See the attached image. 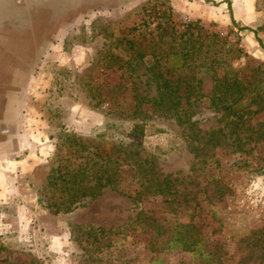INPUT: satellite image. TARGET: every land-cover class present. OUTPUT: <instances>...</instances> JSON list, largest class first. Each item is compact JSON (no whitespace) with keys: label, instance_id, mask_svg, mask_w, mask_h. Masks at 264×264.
<instances>
[{"label":"rangeland","instance_id":"rangeland-1","mask_svg":"<svg viewBox=\"0 0 264 264\" xmlns=\"http://www.w3.org/2000/svg\"><path fill=\"white\" fill-rule=\"evenodd\" d=\"M117 1L34 4L64 11L23 60L33 145L3 165L0 264H264V0ZM222 76L241 84L213 103ZM175 100L182 121L154 109Z\"/></svg>","mask_w":264,"mask_h":264},{"label":"crops","instance_id":"crops-1","mask_svg":"<svg viewBox=\"0 0 264 264\" xmlns=\"http://www.w3.org/2000/svg\"><path fill=\"white\" fill-rule=\"evenodd\" d=\"M111 7L117 0H106ZM128 0H122V6L128 5ZM173 9L193 10L194 7H205L203 0H167ZM41 0H0V188H5L3 167L7 155H20L33 145L34 134L30 136L28 123L30 118L23 111L28 105L26 93L33 90L31 82L33 66L23 60L36 58L39 51L37 43H53V24L55 11H64L48 5H34ZM204 3V4H203ZM224 6V3L221 5ZM54 9V10H53ZM40 13L37 14V11ZM29 12L27 17L25 14ZM62 13V12H61ZM60 13V14H61ZM6 19V20H5ZM6 26L9 36L5 34ZM7 31V30H6ZM45 32V33H44ZM33 44H36L35 47ZM49 44V45H50ZM49 45H47L49 47ZM34 49V50H33ZM53 49V48H52ZM33 50V52H32ZM52 54L53 51L51 50ZM23 53V57H22ZM35 70V69H34ZM33 77V78H32ZM33 84V83H32ZM32 88V89H31ZM31 89V90H30ZM33 121V120H32ZM36 121V120H34ZM23 128L26 132L23 131ZM29 128V130H28ZM17 166L24 169L23 161L15 160Z\"/></svg>","mask_w":264,"mask_h":264},{"label":"trees","instance_id":"trees-1","mask_svg":"<svg viewBox=\"0 0 264 264\" xmlns=\"http://www.w3.org/2000/svg\"><path fill=\"white\" fill-rule=\"evenodd\" d=\"M169 80L170 79L165 78L163 81L168 83ZM240 84H241V82H239L238 80H234L231 84H225L224 76H222L221 78H218L217 83L214 86L215 89L218 88L217 89L218 94L216 93V91H214V93L212 94V98H213L212 102L215 103L216 99L220 101V100L226 98L225 95L219 96L220 94H222L224 92L225 87L230 85V87H232L233 90H237V88H239ZM173 92H175V91H173ZM159 97L162 99L163 96H159ZM155 101H157V100H155ZM178 103L179 102L177 100H175L174 102H171L169 105H166L164 103H162V104L159 103V104H157V106H155L154 109H155V111H159V114H162L165 116H175L178 120L182 121V120H184V118H182V115L180 114L181 113L180 111H182V110L179 111L178 110L179 108L177 109ZM224 107H229V106L226 105ZM180 109H182V108H180ZM190 111L188 108H186L184 110V113L187 114ZM148 181L149 182L152 181L153 182L152 185H150V183H148V186L145 185L143 190H140V192H138V194L144 192L145 189H151L153 192H156V193H165L166 190L171 188L169 180L166 178H163L162 180H157L155 178H153V179L148 178ZM102 187H103L102 183L97 182V183L93 184L92 186H89L87 188L88 190L87 191L84 190L82 192V194L89 195L90 197H95L101 192ZM134 198H136V196H134L133 199ZM76 203H77V199L74 197L72 200H70V202L68 204L64 205L62 209L59 208L60 206H56L54 211L56 213L60 210H63L64 212H69L72 208H74L76 206ZM186 243L187 242H182V245H185L184 246L185 249L189 250V247L186 246L187 245Z\"/></svg>","mask_w":264,"mask_h":264}]
</instances>
